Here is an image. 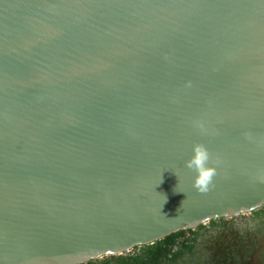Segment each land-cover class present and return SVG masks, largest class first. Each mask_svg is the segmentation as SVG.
<instances>
[{"label":"water","instance_id":"water-1","mask_svg":"<svg viewBox=\"0 0 264 264\" xmlns=\"http://www.w3.org/2000/svg\"><path fill=\"white\" fill-rule=\"evenodd\" d=\"M262 204L264 0H0V264H84Z\"/></svg>","mask_w":264,"mask_h":264},{"label":"flooded vegetation","instance_id":"flooded-vegetation-1","mask_svg":"<svg viewBox=\"0 0 264 264\" xmlns=\"http://www.w3.org/2000/svg\"><path fill=\"white\" fill-rule=\"evenodd\" d=\"M196 228L197 234L190 239V230ZM193 229L174 237L152 264H264V204L247 215L208 220ZM184 238L193 242L192 250L173 257L174 247ZM136 250L95 259L88 264H129L131 259L120 261L118 256H127Z\"/></svg>","mask_w":264,"mask_h":264},{"label":"trees","instance_id":"trees-1","mask_svg":"<svg viewBox=\"0 0 264 264\" xmlns=\"http://www.w3.org/2000/svg\"><path fill=\"white\" fill-rule=\"evenodd\" d=\"M200 225L201 224H199V226ZM182 233L183 230L171 232L152 243L145 244L144 246L138 248V250H136L133 254L127 256L119 255L118 259H120V261L125 259L126 262L131 259L129 264H152L155 257H157L162 250H167V246L173 241L174 237L181 235ZM189 233L190 239H193L197 234V228L190 230ZM192 243L193 242L187 240L186 238L182 239V241L174 247L172 256H179L183 251H191L193 248ZM84 264H88V262Z\"/></svg>","mask_w":264,"mask_h":264},{"label":"clouds","instance_id":"clouds-1","mask_svg":"<svg viewBox=\"0 0 264 264\" xmlns=\"http://www.w3.org/2000/svg\"><path fill=\"white\" fill-rule=\"evenodd\" d=\"M196 127L203 130L204 125L196 122ZM193 155L185 161V166L197 173L193 187L200 193H206L210 190L214 177L217 175V169L213 164L211 153L204 144L197 143L192 148Z\"/></svg>","mask_w":264,"mask_h":264},{"label":"rangeland","instance_id":"rangeland-1","mask_svg":"<svg viewBox=\"0 0 264 264\" xmlns=\"http://www.w3.org/2000/svg\"><path fill=\"white\" fill-rule=\"evenodd\" d=\"M249 214V213H246V215Z\"/></svg>","mask_w":264,"mask_h":264}]
</instances>
